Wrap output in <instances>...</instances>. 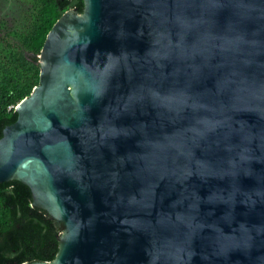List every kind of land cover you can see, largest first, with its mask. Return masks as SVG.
I'll use <instances>...</instances> for the list:
<instances>
[{"label":"water","instance_id":"obj_1","mask_svg":"<svg viewBox=\"0 0 264 264\" xmlns=\"http://www.w3.org/2000/svg\"><path fill=\"white\" fill-rule=\"evenodd\" d=\"M83 3L0 137L59 229L21 264H264V0Z\"/></svg>","mask_w":264,"mask_h":264},{"label":"trees","instance_id":"obj_2","mask_svg":"<svg viewBox=\"0 0 264 264\" xmlns=\"http://www.w3.org/2000/svg\"><path fill=\"white\" fill-rule=\"evenodd\" d=\"M21 17L0 16V137L17 119L15 106L39 81V54L48 31L83 0H21ZM59 229L45 210L32 205L29 186L0 182V264L50 261L58 251Z\"/></svg>","mask_w":264,"mask_h":264},{"label":"rangeland","instance_id":"obj_3","mask_svg":"<svg viewBox=\"0 0 264 264\" xmlns=\"http://www.w3.org/2000/svg\"><path fill=\"white\" fill-rule=\"evenodd\" d=\"M24 2L21 0H0V16L8 18L21 17Z\"/></svg>","mask_w":264,"mask_h":264}]
</instances>
